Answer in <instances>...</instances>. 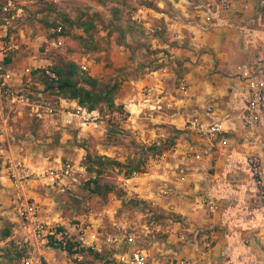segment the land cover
<instances>
[{
	"label": "rangeland",
	"instance_id": "rangeland-1",
	"mask_svg": "<svg viewBox=\"0 0 264 264\" xmlns=\"http://www.w3.org/2000/svg\"><path fill=\"white\" fill-rule=\"evenodd\" d=\"M154 1L0 0V32L6 35V40H11L18 47L8 56L9 61L5 60V69L15 70L16 77L22 75L31 102L49 107L54 114L44 124L31 118L30 108L27 106L15 105L5 117L9 141L26 147L25 150L29 154L26 156L30 158L24 163L35 173L50 166L49 163H55V159L73 163L78 171L77 182L73 188L65 192H61L58 188L54 189L45 182H30L33 179L28 182L29 187L33 185L40 188L42 194L50 199L45 202L37 200L40 206L42 205V219L58 221L66 225L75 223L92 211L96 216L103 218L107 227L112 223L125 226L136 235L138 245L148 253L151 252L152 259L157 256L159 261L160 257H164L161 262L165 264V258L168 257L165 247L166 235L154 222L165 226L166 220L153 219V217H161L159 215L163 211L160 209L154 211V207L139 202L132 186L144 187V179L129 184L122 174L126 168L137 163L140 164L142 171L148 172L151 169L149 157L152 156L149 145L152 142H159L160 145H175L177 141L171 129L151 120L149 110H144L141 112L143 128L151 130L152 126H159V133L162 135L155 138L147 131L141 133L135 123L127 120V114L123 109H114L113 116L109 118L108 110L104 105L97 109L96 121L92 122L90 119L84 122L81 119L82 114L77 115L76 110H72L69 103H62L58 95L45 91L39 82L42 75L40 69H50L71 61L77 65L79 75L92 73L96 75L101 86L117 85L116 99H120L129 80L136 78V69L139 71L140 68L152 69L156 64L162 63L170 70L171 63L182 58L174 52L158 53L164 49L166 51L167 48L157 39H163L164 43L169 39L171 43L168 37L171 32L168 30L165 17L169 13L168 16L172 17L175 10L168 6L161 10L154 8L153 10L156 11L144 7L148 3L153 4ZM157 11H163L165 17ZM84 22L90 24L89 32H86L85 27L82 26ZM58 26L62 27L64 34L61 35L62 46L56 48L52 45L51 39L56 38L53 30ZM259 40L260 45H257V49L263 51L264 37ZM174 51L177 52L176 49ZM171 56L174 57L172 60L169 58ZM260 56L257 54V58ZM26 69L32 71L33 84L30 86H25L28 80L24 75ZM142 73H147V70H143ZM179 77L180 75L173 82V78L171 80L163 75L165 87L179 84ZM144 95L147 97L146 94ZM164 96L166 97L165 93ZM245 102L246 100L238 109H233L234 113L239 114ZM69 114H74L75 118ZM79 122L84 123L81 125L82 134L74 128ZM233 123L237 124L234 121ZM3 125L4 123L0 121V126ZM244 136L245 133L239 126L236 127L234 134L229 132L226 135L230 141L229 146L223 151L225 155L227 154L226 161L232 165V168L220 172L222 178L227 181V190L233 191L230 192L232 196L226 203V210H232L237 216L234 229L240 241L238 240L236 245L238 248L240 244L242 252L232 255L234 264H247V247L253 246L261 255L264 252V207L254 195L250 175L244 166V159L249 154L256 153L258 144L254 142V137V139L250 138L251 141L247 146H242L247 137ZM185 140L190 146L199 145L193 143L191 139L185 138ZM201 148L205 149L203 155H209V162L213 166L217 157L223 152L205 146ZM31 149H36L38 152L32 154ZM4 155L0 153V169L6 159ZM104 157L110 158L109 162H106ZM148 159L146 166L142 165ZM179 160L193 164V160L188 157L179 156ZM112 161L120 163L122 167L111 164ZM87 167L91 170L89 171ZM98 171L101 172L99 176ZM96 177H98V185L102 188L103 185H111L113 191L103 197L94 194L91 181ZM137 177L147 176L140 174ZM17 230L11 207L9 184L6 180L0 179V264H18V252L15 247V241L19 237ZM6 232L8 237L5 236ZM154 242L160 245L163 243L162 249H159L160 246L157 244L155 247L159 250L153 248ZM43 252L48 264H106L110 257L108 250L102 254L80 250L78 255L65 254L59 248L44 249ZM225 259L230 260V257Z\"/></svg>",
	"mask_w": 264,
	"mask_h": 264
},
{
	"label": "crops",
	"instance_id": "crops-1",
	"mask_svg": "<svg viewBox=\"0 0 264 264\" xmlns=\"http://www.w3.org/2000/svg\"><path fill=\"white\" fill-rule=\"evenodd\" d=\"M219 1L155 0L153 4L144 5L151 11H156L153 10L154 8L161 10L165 6L175 10L172 17L168 16L170 13L165 17L163 11H157L166 18L168 30L171 32L168 35L171 43L169 39L167 43H164L163 39H157L161 40L160 42L167 48L166 51L164 49L158 53L172 54L174 52L181 56L182 60L171 63L173 72L162 63L156 64L152 69L140 68V71L136 69V78L129 80L120 99H116L117 85H108L109 88L117 89L114 93V105L120 108L114 109H123L127 114V120L135 123L141 133L147 131L155 138L162 135L159 133V126H152L151 130L143 128L141 112L149 110L151 120L171 129L177 141L175 145H160L159 142H152L149 145L153 149L152 156L149 157L151 169L148 172H134L129 178L122 174L126 183L129 184L135 180L144 179V187L132 186L139 202H145L154 207V211L159 209L163 211L159 215L161 217H153V219L166 220L165 226L154 222L166 235L165 247L168 257L165 258V264H182L183 260H193L196 264H234L232 255L242 252L240 244L237 248L240 239L234 229L237 216L232 210H226V203L232 196L230 192L233 191L227 190V181L220 174L221 171L232 168V165L226 161L227 154L225 155L224 151L220 153L213 166L209 162V155H203L206 152L205 149L195 146L191 150L190 143L185 140L187 137L184 131L186 123L193 117H199L203 121L210 120L212 116L205 113V107L212 106L213 118L222 122L227 134L229 132L234 134L236 127L239 126L247 136L242 146H247L251 141L247 131L241 127L239 114L234 113L233 109L241 106L246 94V81L238 75V68L253 61L257 58V54L262 53V50L257 49V45H260L259 38L264 37V30H262L264 23L260 18V0H225L230 4L229 9L225 11L219 8ZM175 49L177 52L174 51ZM169 58L172 60L174 57ZM176 64L177 67H175ZM176 69L181 70L180 73H177ZM143 70H147V73L143 74ZM12 71L15 74V83H22L24 87L22 75L16 77L15 70ZM176 73L180 75L179 84L165 87L162 76L165 75L171 80L173 78L175 82L178 77ZM24 75L28 77L25 86L32 85V77L27 75L26 70ZM89 76L96 79L95 74L90 73ZM60 101L64 104L69 103L72 110L83 108L76 100L60 97ZM21 106L30 108L31 118L44 124L54 115L53 112L52 114L47 112L49 107L33 103L31 99L29 105ZM114 109L107 108V117L113 116ZM97 111V109L93 110V112ZM69 115L75 118L74 114ZM61 117L63 121L64 116ZM5 122L6 119L3 122L4 125L0 126V153H4L6 158H16L26 162L30 158L26 156L29 155L26 147L9 141ZM81 125L84 123L79 122L74 126L76 130H79V134L83 132ZM31 152L36 154L38 151L31 149ZM194 155H199L200 158L197 160ZM179 156L188 157L193 160V164L179 160ZM169 158L171 159L168 160ZM54 161L56 162L49 163L51 165L48 167H57L64 163L60 159ZM148 161L149 159L142 165L146 166ZM140 174L147 177L138 178L137 175ZM1 175L0 172V177ZM39 181L52 187L48 181L41 178L35 177L30 182L38 183ZM252 188L254 191L253 184ZM27 194L36 202L50 200L42 194L40 188L33 185L32 187L27 185ZM203 201L212 203L215 210L210 211L206 205H201ZM204 241H210L212 249L206 256L200 257ZM155 244L157 243L152 244L153 248L162 249L163 243L157 244L160 246L159 249L155 247ZM247 249V264H264V252L261 255L253 246ZM148 255L149 264H164L161 262L164 257H160L161 259L157 261L158 257L152 259L150 251ZM227 257H230V260H224ZM44 259L47 261L45 257Z\"/></svg>",
	"mask_w": 264,
	"mask_h": 264
},
{
	"label": "built area",
	"instance_id": "built-area-1",
	"mask_svg": "<svg viewBox=\"0 0 264 264\" xmlns=\"http://www.w3.org/2000/svg\"><path fill=\"white\" fill-rule=\"evenodd\" d=\"M218 6L221 10L229 9L230 4L220 0ZM260 18L264 23V0H260ZM1 30V29H0ZM61 26L53 30L56 38L51 39L54 47L62 46ZM18 47L6 40V35L0 32V121H5V113L12 110L15 105H29V96L22 83L16 84L14 72L5 69V60L15 52ZM259 58L238 68V75L246 81L245 104L239 113L241 127L247 131L250 138L255 137L258 144L256 153L245 158V167L250 175L254 192L259 202L264 206V50ZM261 63V64H260ZM263 70H262V68ZM85 69V68H84ZM30 69H26L31 76ZM41 74L51 79L56 75L48 68L40 69ZM52 114V109H47ZM81 119L92 122L98 118V112H88L85 108L76 109ZM205 113L212 116L208 121L199 117L191 118L184 128L185 136L198 146L215 148L223 151L229 146L227 130L220 120L214 119V108L205 107ZM258 134V135H257ZM197 146L191 145V150ZM199 159V155H194ZM0 179L9 184L11 207L18 228L19 237L15 247L19 254L18 264H48L43 257L44 249H68L78 255L80 250H87L102 254L108 250L110 257L106 264H149L147 251L138 245L137 237L129 229L119 223H112L110 227L104 224L102 217L96 216L92 211L82 219L72 224H62L58 221H46L41 217L42 209L38 202L27 194L28 182L32 177L48 181L52 187L61 192L69 191L77 182V169L71 162H64L57 167H48L40 173H35L21 160L6 158L2 162ZM210 211L215 207L212 203L201 202ZM110 229V230H109ZM212 249L210 241H204L200 257L206 256ZM81 258V257H80ZM182 264H196L193 260H183Z\"/></svg>",
	"mask_w": 264,
	"mask_h": 264
},
{
	"label": "trees",
	"instance_id": "trees-1",
	"mask_svg": "<svg viewBox=\"0 0 264 264\" xmlns=\"http://www.w3.org/2000/svg\"><path fill=\"white\" fill-rule=\"evenodd\" d=\"M82 26L85 27V31L89 32L90 24L87 22L82 23ZM62 34H64L62 32ZM8 62L9 59H6ZM56 75V79H51L48 76L42 74L40 83L44 87V90L47 92L55 93L59 97L64 99L76 100L79 106L85 108L88 111H93L98 109L100 106H106L109 109L120 108L115 107L114 105V93L116 92V87L109 88L108 85H99L97 79L90 77L89 75H79L78 67L74 62L68 61L64 62L61 65H56L50 68ZM155 149V147H154ZM153 150L150 147V151ZM106 162H109V159L104 157ZM90 159V157H88ZM99 162V161H97ZM121 168L122 165L116 161H112ZM109 164V163H108ZM90 171L91 168L87 167ZM143 172L140 164L137 163L130 168H126L124 171V176L126 178L131 177L133 173ZM101 172L98 171V176ZM93 190L92 192L98 196H105L106 194L113 191L111 185H103V188L98 185V177L93 179ZM5 236L8 237V232L5 233ZM68 252L73 254L71 249H68ZM19 258V254L17 256Z\"/></svg>",
	"mask_w": 264,
	"mask_h": 264
}]
</instances>
